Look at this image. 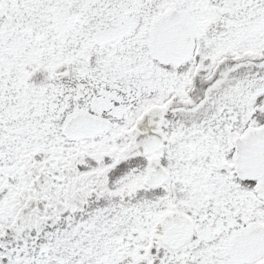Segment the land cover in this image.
I'll list each match as a JSON object with an SVG mask.
<instances>
[{
  "label": "snow or ice",
  "instance_id": "obj_1",
  "mask_svg": "<svg viewBox=\"0 0 264 264\" xmlns=\"http://www.w3.org/2000/svg\"><path fill=\"white\" fill-rule=\"evenodd\" d=\"M0 264H264V0H0Z\"/></svg>",
  "mask_w": 264,
  "mask_h": 264
}]
</instances>
